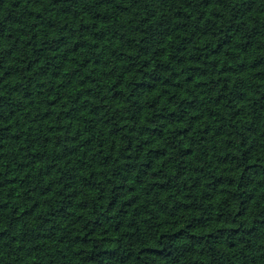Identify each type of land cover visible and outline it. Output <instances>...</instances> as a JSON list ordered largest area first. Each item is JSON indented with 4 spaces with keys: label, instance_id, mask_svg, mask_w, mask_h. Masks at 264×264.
Instances as JSON below:
<instances>
[{
    "label": "trees",
    "instance_id": "16d2710c",
    "mask_svg": "<svg viewBox=\"0 0 264 264\" xmlns=\"http://www.w3.org/2000/svg\"><path fill=\"white\" fill-rule=\"evenodd\" d=\"M0 264H264V0H0Z\"/></svg>",
    "mask_w": 264,
    "mask_h": 264
}]
</instances>
